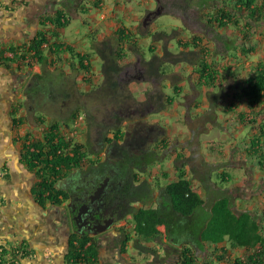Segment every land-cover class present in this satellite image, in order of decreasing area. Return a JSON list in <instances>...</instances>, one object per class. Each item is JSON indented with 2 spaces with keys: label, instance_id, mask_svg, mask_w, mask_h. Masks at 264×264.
<instances>
[{
  "label": "flooded vegetation",
  "instance_id": "af4514ba",
  "mask_svg": "<svg viewBox=\"0 0 264 264\" xmlns=\"http://www.w3.org/2000/svg\"><path fill=\"white\" fill-rule=\"evenodd\" d=\"M46 1L47 6L37 5L32 11L27 12V16L17 19L15 22L20 25L18 28H2L0 25V32L9 34L15 32L14 35H17L25 30L28 45L38 40L41 32L48 31L56 24L53 13L60 3L65 8L63 2L66 0ZM75 1L76 3H73L75 14L80 11L82 14L89 13L91 6L86 8L85 5L89 0ZM155 3L157 7L162 8H165L164 4L167 3L173 10H177L176 14L182 27L176 29V40L183 38L192 41L194 34H201L203 38L214 41L215 54L219 55L228 53L235 47L236 43L223 32L211 30L213 27L207 22V13L203 10L207 4L192 7L190 11L182 14V11L174 6L175 0H155ZM216 5L214 4L213 8ZM149 11L141 18L138 30L144 37L154 41L153 31L150 30L153 21L150 20L148 25H144L145 16ZM74 13L67 14L68 20L72 19ZM27 18L29 21H24ZM119 32L116 38L107 37L101 42H96L97 48L107 54L104 59L102 58L103 64L106 60L108 66H114L116 63L121 66L122 71L119 75L115 76L113 71L109 72L110 80L113 82L109 91L112 96L101 94L93 98L95 91L88 95L90 89L80 90L75 74L60 78L62 82L60 91L44 85V75H22L19 72L14 74L12 81L4 88L10 89L13 98L7 107L0 109V123L5 124L0 134V186L8 182L15 186L20 184L22 190L29 193L34 202L44 208L51 206L47 203L52 196L60 197V206L53 209V214L60 220V235L63 236L69 250L64 256V260L66 259L64 264H100L97 256L88 257L84 249L89 246L94 248V241L101 238L113 243L118 242L119 250L123 253L126 250L127 227L132 225L135 230V215L139 209L146 207L161 210L167 221V226L158 227L162 233L158 240L150 242L157 244L160 250L169 252L171 260H175L176 264L180 260L182 247L192 246L194 254L201 263H204L210 255V246L200 248L197 242L186 238L184 235L186 233L183 232L181 237L180 235L176 237L175 233L181 231L178 224L186 216L166 204L168 200L166 184L176 176L178 178L181 170L193 181L197 191L198 186L204 190L203 198L207 206L211 205H208L210 190L221 191L211 179L217 172V166L207 161L201 153L202 144L198 142V137L202 135V130L199 131L201 122L198 119L193 123V127L186 129L189 137L197 140L188 145V139L182 138L186 136L184 130L172 135L173 132L167 128L168 123L158 120L161 118L151 117L153 114L163 115L171 108L170 104L174 105L167 90L175 92L184 79L182 80V75L174 67H163L161 71L159 55L153 53L147 58V52L139 49L136 43L133 44L131 37L127 38L121 35L122 31ZM121 37H124L123 40ZM6 38H0V48ZM168 39V36L162 39L163 41L158 39L162 42L163 54H168L166 42L172 38L169 41ZM206 45L208 46L207 43ZM110 46L121 51L122 56L119 60L116 55L110 54ZM44 53L47 57V52ZM2 54L0 53L1 59L3 58L0 59V64L6 63L5 59H8ZM198 66L193 65L191 72L194 74L198 72L197 76L200 77L196 69ZM25 76L27 79L21 87ZM53 76L56 74L53 73ZM136 83H141L147 88L138 92L133 87ZM191 90L184 91L182 96H187L185 104L187 107L191 105L194 111L201 106L198 100H203L206 93L200 86L198 89L193 85ZM179 96L180 92L177 97ZM112 98L113 101L110 103ZM74 114L75 116L82 114L84 117L85 132L78 137L67 135L66 139H73L81 144V151L85 155L78 164H72L70 168L57 166L58 172L61 169L63 175L56 173L53 178L49 167L45 169L42 156H39L40 151L46 152L48 148L45 124L51 126L59 123L58 119H62V125L68 126ZM195 115L208 119L212 116L210 112L204 115L201 110L196 111ZM214 120L215 117H213L215 124ZM28 127L30 130H26ZM36 127L45 131L42 135L44 137L39 135V138H32L34 134L39 133L36 130L32 132ZM117 133L120 136L116 137ZM38 145L44 148H39ZM174 170L175 176L172 178L170 172ZM50 183L51 186L47 188ZM249 184L251 185L249 188L252 189L253 180H249ZM96 191L100 193V197L92 199V194ZM52 215L48 218L49 225L54 223ZM108 223L106 230L98 231ZM114 232L119 234L117 238L110 236ZM84 239L86 243L83 250L79 251L81 255H75L73 248L81 249ZM129 239L131 238L128 237L127 240ZM28 240L29 238L21 237L19 244L12 245L9 252L0 245V264H32L26 261V257L33 253L36 247ZM138 240L137 236L133 243ZM152 252L157 254V250ZM201 253L206 254L205 259L199 256Z\"/></svg>",
  "mask_w": 264,
  "mask_h": 264
},
{
  "label": "crops",
  "instance_id": "0c3cea01",
  "mask_svg": "<svg viewBox=\"0 0 264 264\" xmlns=\"http://www.w3.org/2000/svg\"><path fill=\"white\" fill-rule=\"evenodd\" d=\"M59 1V0H58ZM90 1V2H89ZM87 1L86 8L88 6H91V4H94L89 9V13H96L98 14V18H101L102 25L99 24L100 30L95 31V36L93 39V43L101 42L104 38L107 37H117V33L124 28H122V25L126 22L130 28V30L126 31L127 33H130L132 36L131 42L136 43L138 48L142 51L144 50V47L141 45V37L137 39L135 35L133 34V30L136 29L139 26V23L141 21V18L143 17V8H146V11H149L151 9V6L155 2V0H144L143 4H134V7L129 5L126 2L132 3V0H89ZM97 1L98 6H96ZM121 1H124L121 3ZM41 4H44V6H47L46 0H0V25L2 28H13L16 29L20 25L16 24V20L19 18L27 16V12L32 11L35 6ZM145 5V6H144ZM137 10H141L140 14H134ZM23 13V14H21ZM87 13L85 15H88ZM134 14V15H133ZM23 15V16H22ZM73 16L81 17L80 14H73ZM72 16V17H73ZM113 18L115 21H113ZM125 22H122V21ZM24 21H29V18L24 19ZM98 21H100L98 19ZM178 24H174V28H180L182 27V24L179 20H176ZM72 19L68 20L66 22V25L59 26L57 24H54L49 28V32H51L50 36L53 38V40H57L59 42H62L60 40H65L67 43L65 45H68L71 47V49H67L65 52L60 55H47V58L44 62L37 64L34 63V67L30 68L28 67L27 63L25 62L22 64L21 61H18L17 58H8L5 59L6 63L0 64V109L3 107H7V105L10 103V99L13 98V95L10 93V89L6 90L4 89L10 81L14 78V74L19 72V74L25 75V74H36V75H53L56 74L57 82L60 81V78L62 77H68L71 76V70H75V76L76 81L78 84V87L80 90H89L93 88V81L87 79L88 73H94L93 64L90 67V71H87L84 68L80 67L79 57L78 54L81 55H87L90 54V61H91V53H95L98 56L100 54L97 53V50H94L93 46H88L86 44L87 38H89V34L83 31L84 35H79L75 38L72 35L71 31L69 30V27L71 26ZM82 24H85L83 21ZM98 24V22H97ZM243 24V22H242ZM125 26V25H124ZM153 28H158L155 23H153ZM23 26H21L22 28ZM84 29L86 26H83ZM88 27V26H87ZM153 29V31L155 30ZM89 30V28H87ZM223 30V29H222ZM221 29L220 31L223 32ZM260 29H257L252 37V40L255 42L257 41L256 37L258 35V31ZM235 32V31H233ZM238 35L231 36L227 32H225L226 36L233 40L234 43H237L235 47H232V50H230L228 53L219 55L215 54L214 50V41L210 39V41L206 38H204V43L208 44L210 48V56H209V62L215 63L217 70L219 71L218 77L220 78V83L217 85L212 86V89L209 88L210 85L206 84L205 79H201L199 76H197L198 72L196 74L192 73L191 71L186 70H180L175 68L176 71L181 72L182 75V82L180 83L181 86L178 87V89L175 92H167L170 96H172V104L176 105V107L181 108L183 113V124L184 126V132H186V128L193 127V123H195L198 119L201 122V128L202 130L201 136L198 137V142L202 144V150L201 153L204 155L207 161L213 163L215 166H217V180L216 182L218 189L221 188V191L215 190L217 193L223 194L226 192L228 194V191L230 188H237L251 185L249 184V180H253V187L255 188H261L264 186V176L259 173V177L254 175V171L258 169V171H262L264 173V170L260 168L258 163L256 162V159L251 157L249 155V148H250V140L251 138L256 135L257 130L254 132H251V128L249 124L241 123L238 119V112L243 113H252V112H264V103H261L257 106L250 103V100L248 99V104L244 107H238L225 104V100L222 101L224 106H220L217 110V112L214 113L215 117V124L209 121L208 118L203 116L202 118H199L195 115V112H199V110L203 111V114L206 115L208 112L211 113V109L213 107L212 104L208 103V101H205V97L201 102V106L194 109L192 111V107H187L184 104V108L179 106L177 104L178 97L177 95L180 92V96H182V93L184 91H190L192 89V86H200L205 90V93L208 92V90H211L213 92L221 91H227L225 87L228 88L229 91L234 92L231 93V95L234 94L235 96L243 97V90L245 91L246 87H248V78L250 76V71L252 68V65L258 61L259 59H264L263 55L258 52L257 48L255 51L248 57L244 56L241 51L239 50L242 43H244V40L242 39L240 33L236 31ZM224 33V32H223ZM9 32L1 33L0 32V38L7 37L4 39V42L1 45L0 53L6 52V51H12L15 47H23L28 44L27 39V33L26 31H21V33L14 35L15 32H12L9 34ZM87 34V35H85ZM119 34V33H118ZM130 36V37H131ZM264 37V36H263ZM261 37V38H263ZM144 38V37H143ZM144 40H151L150 38L145 37ZM239 40V41H238ZM238 41V42H236ZM159 42V41H158ZM173 43L171 41L170 46H172ZM174 46V45H173ZM86 47H88L91 51V53L87 52L89 51ZM150 48L155 46L150 45ZM237 47L238 51L235 52V48ZM11 48V49H10ZM81 48V50L79 49ZM82 48L86 49L87 51H82ZM170 49V47H168ZM152 49V48H151ZM159 50V47L157 48ZM171 50V49H170ZM172 51V50H171ZM49 51H47L48 53ZM157 54V53H155ZM159 54V53H158ZM1 59V57H0ZM3 59V58H2ZM1 59V60H2ZM77 61V62H76ZM76 62V63H75ZM92 63V62H91ZM87 64V61H86ZM183 64H187V62H183ZM188 65V64H187ZM7 66V67H6ZM5 67V68H4ZM8 68V69H7ZM19 68V69H18ZM198 71V67L196 68ZM24 73V74H23ZM27 79V76L22 79V85L25 83ZM9 80V81H8ZM96 80H99V77H96ZM242 80V81H241ZM56 82V83H57ZM54 82L48 83V87L54 88V90H61L62 83L60 82L56 84ZM192 83V84H191ZM199 84V85H198ZM60 86V87H59ZM134 87V85H133ZM236 87H241L243 90H239L241 94H236L235 90ZM147 88L146 86H141V88L138 90L135 88L136 91L140 92L141 89ZM176 93V94H175ZM171 99V98H170ZM218 102V101H217ZM219 104V103H218ZM171 105V104H170ZM220 105V104H219ZM232 106V107H231ZM255 107V109L252 110V108ZM221 108V110H220ZM186 109L185 113L183 110ZM215 110V111H216ZM234 112V113H233ZM261 112L258 115L259 122L264 119V113ZM169 112L166 111L164 114L170 118ZM181 113V114H182ZM212 114V113H211ZM234 114V115H233ZM49 114V118H50ZM185 117V119H184ZM171 119V118H170ZM206 119V120H205ZM185 120V121H184ZM59 123L58 126L61 128L62 135H72L70 134L71 130L75 131L73 132L75 137L80 136L82 133L85 132V124H84V117L82 114L77 115L76 118L72 119L68 127H65V125H62V119H58ZM71 122H74L73 125H71ZM205 122V125H204ZM232 124H231V123ZM230 123L231 126L228 124ZM169 124V122H168ZM239 124L244 125L245 128L242 130L238 129ZM4 123H0V134H2V129H4ZM220 125V126H218ZM236 125V126H235ZM44 130L47 132L49 129V125L45 124ZM27 127V126H26ZM216 127V128H215ZM170 131V127H167ZM247 128V129H246ZM213 129H216V132H219L217 135V141H211L210 144L204 142V133L213 131ZM26 130H30L29 127ZM38 131V135H43L44 130L38 128H33L32 132ZM219 130V131H218ZM44 131V132H43ZM180 131V130H178ZM183 132V133H184ZM238 133L240 135H238ZM234 135L233 138H230L228 135ZM188 135V133H187ZM237 135V136H236ZM44 137V136H42ZM228 142V143H226ZM205 144V146H204ZM217 145V146H216ZM220 145V146H218ZM216 146V147H213ZM233 167H241L244 169L243 176L239 180H235L236 178L233 176L232 168ZM23 172V171H22ZM222 172H227L228 177L226 180H224L222 176ZM213 176V175H212ZM263 176V177H260ZM218 182V183H217ZM219 183H223L226 186H222ZM4 184V183H2ZM19 184V183H18ZM260 186V187H258ZM253 188L251 190H254ZM264 189V188H263ZM262 192V194L255 195L254 193ZM260 191L252 193V197L250 199H239L236 201V205L239 207L244 204L245 207L241 208H249L253 209L256 212H258L259 206H262L264 203V190L260 189ZM202 195V194H201ZM237 197V196H236ZM241 204V205H240ZM254 205H257L255 207ZM264 207V206H263ZM55 207L49 206L48 207H41L38 203H35L32 196L29 193H26V191L22 190L20 184L15 186L12 182H8L2 186H0V245L6 246V251L9 252V249H11L12 245L19 244L21 241V237L29 238V242L32 243L36 249L33 253L29 254L27 258L28 263L32 264H64V256L69 252L68 246L63 241V236L60 235V220L57 219L56 214L54 213ZM53 214V215H52ZM52 215L54 222L52 225H49L48 218ZM162 230V227H160ZM130 237L131 239L127 240L126 238V250L121 253L119 250L118 242L114 241L111 242L108 239H96L93 243L95 255L97 256V259L100 264H176L175 260H171V256L167 253V251H162L159 249V246L157 244H153V242H141V244L149 245L151 248L155 247L157 248V254L153 252H148L147 250H143L140 244L138 242H134V239L136 236L135 230L133 229L132 225H128L125 236ZM111 237L117 238L119 234L116 232L112 233L110 235ZM122 236V234H121ZM123 237V236H122ZM125 241V238H124ZM199 256L203 257L205 259L206 254L201 253ZM208 258L210 256H207ZM207 258V259H208ZM203 259V260H204ZM50 261V263H49Z\"/></svg>",
  "mask_w": 264,
  "mask_h": 264
},
{
  "label": "trees",
  "instance_id": "16d2710c",
  "mask_svg": "<svg viewBox=\"0 0 264 264\" xmlns=\"http://www.w3.org/2000/svg\"><path fill=\"white\" fill-rule=\"evenodd\" d=\"M217 4L213 9L214 13H207V22L211 25V30L220 29L226 34L229 29L232 31H238L244 40L239 50L241 53L248 57L259 46L258 41H253L252 37L256 33L257 29L264 26V0H217ZM76 3L75 0L72 1ZM206 0H175L174 6L182 11V14L190 11L192 7L204 6L207 4ZM98 1L96 6H98ZM164 10L167 12L176 14L177 10H173L167 3L164 4ZM66 8L70 10L68 4L65 8L56 11V17L54 23L64 26L68 22V16L66 15ZM243 22V24H242ZM228 27V28H227ZM235 27V28H233ZM123 36L129 38L131 35L124 29L121 30ZM48 33L41 32L38 40H34L29 44L32 53L31 61L44 62L46 55L40 46L43 42L53 39ZM49 35V36H48ZM165 34H155V39L162 38ZM124 38V37H123ZM121 37L120 39L123 40ZM132 38V36H131ZM129 40V39H128ZM178 44L179 54L174 55L169 49L168 54H164L167 62H188L189 64H198V71L201 79L206 80L207 85H217L219 71L215 66V63L209 62L210 48L205 45L204 38L201 34H194L192 41L179 38L176 40ZM56 43L61 44L59 41L54 40L53 44H50L47 55L54 54L53 47ZM228 47V45H227ZM153 49V47H151ZM67 49H71L70 46L64 45L60 47V53L62 54ZM97 52L104 57L106 52ZM109 52L112 56L119 58L122 56L121 51L115 50L113 46L109 47ZM171 56V57H167ZM176 56V57H175ZM80 67L90 71L92 65L89 57L90 54L81 55L78 54ZM175 57V58H173ZM155 58H157L155 56ZM154 58V59H155ZM87 61V64H86ZM165 64V63H164ZM114 65V64H113ZM164 65H160L162 71ZM114 73L115 76L119 75L121 66L116 63L114 66H108L105 60L103 64V73L105 75L106 83L103 88V96H112L111 92L106 94L110 84L113 82L110 80L109 72ZM250 76L248 78V87L243 90L251 104L255 106L264 103V59L256 61L251 68ZM117 78V77H116ZM116 83V81H115ZM113 98L110 99V103ZM255 107L252 108V110ZM263 112V111H261ZM261 112L243 113L238 112V119L241 123H247L250 125L251 132L257 130L256 135L250 140L249 155L256 159V162L262 170H264V119L259 122L258 115ZM264 113V112H263ZM264 116V115H263ZM75 114L72 118H75ZM65 127H68L65 125ZM61 128L58 124L49 126L47 131L48 148L46 152L40 151L39 156H42L43 163L46 167H49V171L54 176L56 173L63 175L60 169L58 172L57 166L70 168L73 164H78L79 160L85 155L82 152V146L79 143H75L73 149L71 147L72 139L67 140L65 135H62ZM120 136L119 133L116 137ZM109 140V139H108ZM39 147V145H38ZM40 146L39 148H42ZM216 147V146H213ZM44 148V147H43ZM42 148V149H43ZM68 150V151H66ZM73 154V155H72ZM168 175L167 173H165ZM224 180L228 177L227 172H222ZM51 183L47 186L49 188ZM255 187V186H254ZM253 187V189H254ZM166 192L168 200L166 204L177 212L186 216L179 222V229L186 233L184 226L188 224V221H192L193 233L191 239L197 242L198 246L202 248L207 245L210 246V257L203 263L194 254V248L192 246L184 245L182 247L180 260L177 264H264V211L261 218H258L259 212H254L252 209L243 208L241 210H235L232 206V197L224 192L216 199L211 205L207 206L203 196L197 191L193 185V181L185 175V171H180V176L177 179H173L167 182ZM135 232L139 238L138 244L141 245L143 250L152 252L158 250L152 249L146 245H142L141 242L157 241L161 236L159 230L160 225H166L167 221L161 210L154 207L141 208L135 215ZM86 240L82 242V248L76 250L73 248L75 255L80 256L85 246ZM88 257H94L95 251L92 247L84 249Z\"/></svg>",
  "mask_w": 264,
  "mask_h": 264
},
{
  "label": "rangeland",
  "instance_id": "374dc122",
  "mask_svg": "<svg viewBox=\"0 0 264 264\" xmlns=\"http://www.w3.org/2000/svg\"><path fill=\"white\" fill-rule=\"evenodd\" d=\"M62 1L63 0H60V2H62ZM72 1L73 0H66V1L63 2L64 5H67L68 4L69 8L71 7L70 10L68 9V11H67L68 13L66 12V15L67 14L72 15V13L75 12V10H74V4H73ZM206 1H208V2H207V5L203 7L204 12H206V13H214L213 5L214 4H219V2L217 0H215V1L206 0ZM122 2H124V1H121V3ZM143 2H144V0H132V3H130V2H126V3H128L129 5H131L132 7H134V4H138V3L143 4ZM75 6H76V4H75ZM92 6H94V4H91V7ZM57 7H58L57 10H59L60 8H63L62 3H60ZM159 7H160V9H162V14L159 15V16H157L156 18L152 19L153 23H155L156 26H158V28H155V26H154L155 30L153 31L154 28L152 26L150 30L153 31V34L154 35L155 34H157V35L165 34V35L161 36L162 38H158L161 41H163L166 36H168L169 39L172 38L170 40L172 41V43H173L174 46L173 45L170 46L171 41H169V39H168L169 42H166V44H167L166 46L167 47H170V49L172 50V52H173L174 55H177L180 52H179V49H178L177 41H175L176 40V38H175L176 37L175 32H177V30H176L177 28H174L175 27L174 24H178V22L176 21V20H178V16H177V14H173V13L167 12L166 10H164V8H162V6H159ZM157 8L158 7L156 6V3L154 2L153 5L151 6V9H149V10H156ZM142 10L144 11L143 14H145L146 8H143ZM56 11L53 13V18L54 19L56 17ZM140 12H141V10H137L136 12H134V14L139 15ZM79 14H80L81 17H78V16H73L72 17V23H71V26L69 27V30L68 31H71L73 37L76 38L79 35V33H80L81 36H83L84 35L83 31L85 30V32L87 34H89L88 35L89 38H87L86 44L88 46H93L92 48L94 50L98 49L96 43H93V39H94V36H95L96 29L97 30H100L99 24L102 25V23H101L102 19L101 18H98V14H96V13H91V14L85 15V14H82V11H80ZM98 19L100 21H98ZM83 21L85 22V24H82ZM113 21H115L114 18H113ZM97 22H98V24H97ZM122 22H125V21L123 20ZM124 25H122V28H124V30H126V31L130 30L131 27H129L126 22L124 23ZM83 26H86V28L84 29ZM138 27L133 30V34L135 35V37H137V39L139 37H141V40H142L141 41V45L144 47L145 52H147V55H148L147 58H150L153 53H157V55H159V57H160V60H161L160 62L162 64L165 63L164 64V67H167V68L168 67H172V68L174 67V68H177V69H180V70L182 69V70H186V71H188V70L189 71H193V68H192L193 65L192 64L187 63L188 64L187 65V64H183V62L174 63L173 61L172 62H167L165 60L166 58H165V56L163 54V51H162V42H160V40L158 42V39H154V41H153V39H151V38H150L151 39L150 41L149 40H144L145 37L141 33H139ZM87 28H89V30ZM233 28H235V27H233ZM196 33H198V32H196ZM227 33L229 35H231V36H236V34L238 35V33L236 31L233 32L231 29H229L227 31ZM48 34L50 35V33H48ZM87 34H85V35H87ZM263 36H264V26L260 27V30L258 31V35L256 37V39H257V41L259 43V46H258L257 50L264 57V37ZM239 37H241V36H239ZM261 37H263V38H261ZM48 41H51L52 42L51 39H49ZM60 41H62V42H60V43H62L61 46H60L59 43L58 44L56 43V46L53 47L54 54L55 55H60V47L63 48V46L65 45V43H67L65 40H60ZM238 41H236V42H238ZM150 45L155 46V48L151 49L149 47ZM236 45H237V43L235 44V46ZM158 47H159V50L157 49ZM86 48L89 51H87L85 48L84 49L82 48V51L83 52L84 51H87V52L91 53V51H90L91 48L90 49L88 47H86ZM15 49H16V47L12 51H10V52H14ZM79 49L81 50V48H79ZM237 51H238V49L236 47L235 48V52H237ZM31 52L32 51L30 49V46H28V44H27L26 46H23L22 47V50L18 54L15 53V56H13L11 58H17L18 61H21L22 62V64H24L26 62L32 68V67H34V63L40 64L42 62H39V61H31L30 60L31 59V56H30L31 55ZM91 54H92V56H91V62L93 64L94 73H88L87 74V79L93 81V89L91 88L89 90L90 93H87V94L88 95L89 94L91 95L92 94L91 92H93V90H94L95 91V93L93 95V98H94L95 96L101 95L102 92H103V88H104V85H105V83H104V81H105V75L102 72L103 71V59H102V57L101 56H98L95 53L94 54L91 53ZM167 57L169 58L171 56H167ZM175 57H173V58H175ZM71 73H73V75H74L76 72H75V70H71ZM174 75H177V74H174ZM96 77H99V80H96ZM43 79H45L43 83L46 86H48V83H50V82H54V83L57 82L56 77H54L53 75H46V76H44ZM59 82H60V84L62 83L61 81H58L56 84H58ZM219 83H220V79H218V81L216 82V84H219ZM141 86H142L141 83H136L134 85V88H137L139 90L141 88ZM209 88L212 89V86L210 85ZM225 88L227 89V91H222V90L220 91L219 90L218 92H213L211 90H208V92L206 94H204L205 101L206 102L208 101V103H210V104L213 105V107L211 109V113H212L211 115L212 116L209 118V121L210 122L213 119L214 113L217 112L218 108L220 106H224V104L222 103V101H224V100L226 102L225 104L228 103V105H232V106H236V107H238L239 105H240V107H244V106H246L248 104V102H247L248 98H247V96L244 93H243V97L240 96V95H239V97H237V96H235V94H234V97H233V95H231V93H234V92L229 91L227 87H225ZM236 88L237 89L235 90V93L236 94H239V93L241 94V92L239 90L242 91L243 88H241V87L240 88L239 87H236ZM198 89H199V86H198ZM109 91H110V87L108 89V92ZM190 91H192V90H190ZM168 92H170L169 89H168ZM186 98H187V96H184V97L183 96H179L177 98L178 99L177 104L179 106H181L182 108H184V104L187 103V102H185L186 101ZM201 102H202V99H199L198 100V103H201ZM185 105H187V104H185ZM170 106H171V108H169L166 111L169 112L168 114H169V116H170L171 119L168 118L165 114L162 115L160 113L159 114H153L151 117H154L153 119H156L157 117L158 118H161V119H158V120H160V121H162L163 123H166V124L169 122V127H170V130L173 132V133L171 132L172 135H173V134L177 133L178 130H184L185 123L184 124L182 123L183 122L182 121L183 120V113H182L181 108L176 107V105H170ZM190 107H192V106L190 105ZM215 108H217V110ZM220 110H221V108H220ZM185 111H186V109L183 110L184 113H185ZM184 119H185V117H184ZM73 123L74 122H71V125H73ZM230 123L228 124L229 126H231ZM204 125H205V122H204ZM218 126H220V125H218ZM36 128H38V127H36ZM243 128H245L244 125L239 124L238 129L242 130ZM187 130H186V132H184V134L186 136H183V137L181 136V137L188 139L187 140L188 141V145L189 144H192L194 142H197V140L195 138L191 139L189 137V132ZM215 130L216 129H213V131H209L208 133L205 132L203 134L204 135V139L203 140H204L205 144H206L207 141H208L207 142L208 144H210L211 141H217V135L219 134V132H216ZM187 133H188V135H187ZM238 135H240V134L238 133ZM228 136L230 138H233L234 137V135H232V134H230ZM34 137L39 138V135L38 134H34L32 136V138H34ZM40 137H41V135H40ZM226 143H228V142H226ZM205 144H204V146H205ZM218 146H220V145H218ZM46 168L47 167H45V169ZM173 172L175 173V170L170 172V175H171L172 178H174V176H175V174H173ZM243 172H244V169H242L241 167H233L232 168L233 176L236 178L235 180L241 179L242 176H243ZM259 173L264 176V173L261 170L258 171V169H257L256 171H254V175L257 176V177H259ZM263 176H260V177H263ZM176 178H177V176L174 179H176ZM212 179L214 181L217 180L216 173L213 175ZM219 184H221V183H219ZM221 185L224 186V187L226 186L223 183ZM197 188H198L199 193L202 194V196L204 197V194H205L204 193V190H202V188L200 186H198ZM263 188H264V186H262L261 188H255L254 190H251L248 186L239 187V189H238V187L237 188H235V187L234 188H230L229 191H228V194L232 197V206H233V208L235 210H241V209H243L241 207H245L244 204H242V205L240 204L241 206L239 207L238 205H236V201H238L239 199H250V197L253 196L252 193L257 192V191H260V189L264 190ZM209 193H210V196L208 198V205L211 204L214 201V199H216L218 197V195L219 196L221 195V193L214 192V190H210ZM260 193L262 194L261 191L260 192H257V193H254V194L255 195H258ZM47 204H49V205L51 204V206H53L55 208L58 207V206H60V197L52 196L51 199L49 200V202ZM254 206L257 207V205H254ZM263 206H264V203H263L262 206H259V208H258V212L260 213L258 215V218H261L262 215H263V212H262V211H264V207ZM253 211L255 212V210H253ZM184 230L187 231L186 234H184L186 238L192 237V233H193L192 221H188V224L184 226ZM181 233H182V231H179V233L176 232L175 233L176 234V237H179V235L181 237L182 236ZM4 247H6V246H4ZM172 249H173V246H172ZM173 250H174V252L176 251L175 248ZM162 251H164V249H162ZM167 253L169 254V252H167ZM176 255H177V253H176Z\"/></svg>",
  "mask_w": 264,
  "mask_h": 264
},
{
  "label": "built area",
  "instance_id": "2783aa9c",
  "mask_svg": "<svg viewBox=\"0 0 264 264\" xmlns=\"http://www.w3.org/2000/svg\"><path fill=\"white\" fill-rule=\"evenodd\" d=\"M52 40V42L51 41H45V42H43L42 43V45L40 46V48H41V50H43L44 52H47L48 51V48L50 47V44H53V39H51ZM29 46V45H28ZM62 48V47H61ZM22 50V47L20 48H18V47H16V49H15V51L14 52H10V51H4L3 52V54H2V56L4 57V58H9V57H13V56H15V53L16 54H18L20 51ZM33 52H31V54H32ZM34 54V53H33ZM73 132H75V131H73V130H71V132H70V134H72V136H75L74 135V133ZM73 140V139H72ZM75 143H77L75 140H73L72 141V144H71V147H68V150L70 149H73V147H74V145H75ZM68 150H66V151H68ZM73 155V154H72ZM52 177L54 178L55 176L52 174Z\"/></svg>",
  "mask_w": 264,
  "mask_h": 264
},
{
  "label": "water",
  "instance_id": "95a60500",
  "mask_svg": "<svg viewBox=\"0 0 264 264\" xmlns=\"http://www.w3.org/2000/svg\"><path fill=\"white\" fill-rule=\"evenodd\" d=\"M162 14V9H160V7H158L156 10H151L149 11L146 16H145V19H144V25H148V23L150 22V20L156 18L157 16L161 15ZM98 198L100 197V193L99 192H95L92 194V199H95V198ZM109 226V223L105 226V227H101L98 231H104L106 230V228H108Z\"/></svg>",
  "mask_w": 264,
  "mask_h": 264
}]
</instances>
